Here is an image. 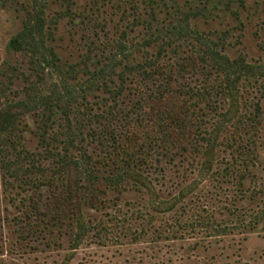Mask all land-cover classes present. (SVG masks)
Masks as SVG:
<instances>
[{
	"label": "rangeland",
	"instance_id": "1",
	"mask_svg": "<svg viewBox=\"0 0 264 264\" xmlns=\"http://www.w3.org/2000/svg\"><path fill=\"white\" fill-rule=\"evenodd\" d=\"M38 21L33 50L8 47ZM214 51L236 67L239 108L207 170L204 138L229 106ZM171 91L192 106L190 150L149 108ZM16 102L0 131V264H264V0H0V109ZM70 159L83 184L112 180L44 226L30 198L61 192Z\"/></svg>",
	"mask_w": 264,
	"mask_h": 264
},
{
	"label": "trees",
	"instance_id": "2",
	"mask_svg": "<svg viewBox=\"0 0 264 264\" xmlns=\"http://www.w3.org/2000/svg\"><path fill=\"white\" fill-rule=\"evenodd\" d=\"M42 21H38L35 25L26 24V26L13 35L8 41V47L13 50H33L35 46L33 30H40ZM213 65L218 66V69L223 70L225 80L227 82L226 95L229 99V106L227 111L222 115V121L216 123L204 138L205 145L200 150L202 155L201 166L209 170L210 166L215 160L217 153V145L219 135L223 127L231 123L238 112L239 103L237 99L238 90L235 87V79L231 76L234 73L235 65L226 56L220 55L218 52H213ZM149 108L153 116H156L161 122L159 123L164 129H169L173 133L172 137L182 149L190 150L194 148L193 139L197 133L193 124L190 123V115L192 106L184 98L179 95L178 91H171L153 95L149 99ZM25 110V105L22 102L9 103L3 109H0V131L5 130L13 123L18 115ZM195 126V125H194ZM134 135V134H133ZM135 136V135H134ZM188 147V148H187ZM126 176L133 177L137 182L141 183L144 187L154 194L149 180L141 173L135 170L125 172ZM87 184L82 183L81 172L78 162L70 159L68 161L67 174L63 182V190L60 192L57 185L52 182L49 183L50 190L47 197H44V202L39 201L37 196L30 198L28 205L33 211L39 213L40 221L44 226L53 225L56 223L64 222L68 218L70 211H75V214H80L82 207V194L84 189L96 187L101 182L110 183L112 179L104 175L89 173L86 175ZM95 190V189H92ZM182 191H189L184 186ZM92 199L96 198L97 194L92 193ZM174 200H172V203ZM170 203V202H169ZM168 202H156L153 206L160 208L165 206L169 209L171 204ZM162 204V205H161Z\"/></svg>",
	"mask_w": 264,
	"mask_h": 264
}]
</instances>
